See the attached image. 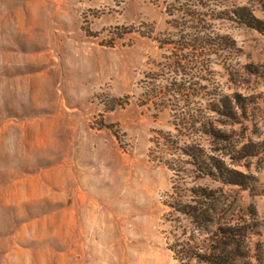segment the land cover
I'll list each match as a JSON object with an SVG mask.
<instances>
[{"label": "rangeland", "instance_id": "obj_1", "mask_svg": "<svg viewBox=\"0 0 264 264\" xmlns=\"http://www.w3.org/2000/svg\"><path fill=\"white\" fill-rule=\"evenodd\" d=\"M240 6L264 23V0H0V264H264V32ZM233 93L246 118L208 109ZM192 143L252 189L195 172ZM191 187L213 192L200 220L167 206Z\"/></svg>", "mask_w": 264, "mask_h": 264}, {"label": "trees", "instance_id": "obj_2", "mask_svg": "<svg viewBox=\"0 0 264 264\" xmlns=\"http://www.w3.org/2000/svg\"><path fill=\"white\" fill-rule=\"evenodd\" d=\"M263 0H258V4H262ZM233 14L237 22L247 28L254 29L259 33L264 32V23L256 19L252 13V10L247 6L237 7ZM173 89L180 90L181 88H175L176 85L173 84ZM251 98L243 97L238 93H233L231 96L221 95L215 103H210L208 109L221 118H225L230 122H238L239 118H246L248 109L252 108ZM225 124V123H223ZM200 131L211 136L218 141H225L229 139L228 135L220 131L216 126L215 122L207 121L200 126ZM250 145H244L240 149L241 156L251 155L253 152ZM183 156L187 158L186 164L194 168V171L200 173L205 177H209L214 181H217L225 186H237L245 190H251V183L254 181L249 175H245L237 170L229 168L220 156L218 155H208L200 145L192 143L190 145H185L180 149ZM214 152H220L216 150ZM245 156L240 158H245ZM230 161L234 164L237 161L233 157H229ZM170 170H173L170 167ZM190 194L196 198H200V201L195 200L191 203H169L167 205L169 208L174 209L176 212L180 213L185 217H189L193 220H200L207 216V208L204 206L205 201L211 198L212 191H207L201 187H191L187 190ZM207 218V217H206ZM255 224L243 223L238 226H219L217 227L215 234L219 236L223 244V249L228 248L232 245H239L241 241L246 239L249 234H258L256 232ZM235 249V248H234ZM236 250V249H235ZM237 251V250H236ZM222 253V254H221ZM223 251L218 252V249L211 251L209 254L198 255L200 262L206 264H224L222 260L224 259Z\"/></svg>", "mask_w": 264, "mask_h": 264}]
</instances>
